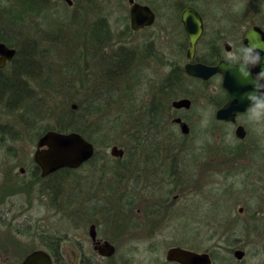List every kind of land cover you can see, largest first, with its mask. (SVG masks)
<instances>
[{"label":"rangeland","instance_id":"rangeland-1","mask_svg":"<svg viewBox=\"0 0 264 264\" xmlns=\"http://www.w3.org/2000/svg\"><path fill=\"white\" fill-rule=\"evenodd\" d=\"M104 1L101 14L89 10L86 15L81 16L78 13L57 11L53 16L49 13V0H37L31 5L35 8L33 11L14 14L13 16H19V22L7 26L1 17L6 10L16 6V1L0 0V31H6L5 27L7 30L20 31V41H29L34 49L33 59L38 64L37 69L39 68L37 74L33 75L34 82L27 84L33 97L29 104H24L20 99L16 106L9 105L8 108L6 94H0V207H13L14 211L10 215L15 216V222L10 225L0 222V264H20L31 252L44 250L43 241L56 237L62 241L64 260L71 264V252L76 253L77 242L70 240L86 237L87 234L88 227L85 226L83 212L88 200L81 193L84 186L99 185L104 190L107 185L113 187L106 192L110 196L105 195L103 199V204L106 203L109 208L118 202L127 201V186L122 184L118 176L124 171V175H128L129 169L127 165L117 164L111 159V142L108 141L114 139V143H126L127 140L129 143L130 137L143 139L147 124L163 105L161 82L154 74L160 68L159 58L156 56L161 46L159 43L149 45L144 42V38L133 40L128 29H125V19L114 12L116 0ZM211 2L213 5L204 12L210 15L226 13L232 21L230 29H246L250 24L264 27V0ZM195 5L200 6L199 2H195ZM42 8L45 14L37 12L38 9L42 11ZM96 25L99 29H96ZM13 26L15 29H10ZM215 26L217 29V25ZM94 32L99 35L93 39ZM133 50L142 51L139 61L137 58L129 61L121 73L114 74L111 71L110 78L106 76V63L114 64L113 54L119 51L134 53ZM145 51L150 54L147 58L143 55ZM10 66L11 64L1 70L2 77H11ZM77 104L85 107L87 113L90 111L81 121L89 136L100 139L97 142L94 139L95 157L83 167L57 174L50 184V194L40 188L39 201L34 200L32 210L27 211L32 202L30 194V199L26 200L21 209L23 211L20 212L15 206L24 202V198H5L8 195L5 187L8 190L10 186H19L20 179L24 180V185L29 182L27 187L33 186L32 176L28 172L32 167L30 158L36 149L33 130L50 124L53 126L58 120L67 124L71 107L75 106L76 110ZM94 104L95 111L91 108ZM37 105L41 108L38 113L33 114ZM249 128L250 133L260 141L263 157L256 160L252 155L245 162H232L231 167L240 169L239 174L231 168L232 173L226 177L222 174L201 177L198 179L197 197V190L193 194L195 202L201 201L200 198L207 197L210 193L213 201L209 204L214 208L212 214L204 211L205 207L210 206L208 202L200 203L198 218L201 224L195 229V241L191 243L196 250H226L225 233L228 234L229 228L234 231L236 225L242 227L237 234L234 249L244 252L243 259L235 261L232 258L229 262L222 257L217 258L218 264H264V127L250 125ZM105 154L109 156L108 161L102 160ZM140 164L137 172L142 170L143 162ZM215 166L216 170L225 168ZM21 167L27 170L23 175L19 171ZM240 208L243 209L241 214L238 213ZM255 211L259 213L256 216L257 231L253 232L248 229V225H251L250 216ZM223 218L231 220L228 224H222ZM21 219L24 221L20 222ZM104 221L108 228L103 233L116 234L119 228L109 224L106 218ZM108 229L110 232L107 233ZM161 230L169 238L155 241L159 252L181 243L173 237L177 227L162 226ZM114 244L117 252L113 258L102 260L93 256L94 259L103 264H146L150 258L149 240L132 243L119 239Z\"/></svg>","mask_w":264,"mask_h":264},{"label":"flooded vegetation","instance_id":"flooded-vegetation-1","mask_svg":"<svg viewBox=\"0 0 264 264\" xmlns=\"http://www.w3.org/2000/svg\"><path fill=\"white\" fill-rule=\"evenodd\" d=\"M211 1L116 0L114 12L125 19V29H128L133 40L144 38V42L149 45L159 43L161 46L158 50L159 54L156 56L159 58L160 68L154 74L161 82L160 90L164 100L156 116L147 124L143 139L131 137L128 151L117 143H111L109 152L111 159L117 164L127 165L129 169L128 175L125 176L126 171H124L118 176L122 184L127 186V201L118 202L114 207L112 205L109 208L106 203L103 204V199L105 195L110 196L106 192L113 187L107 185L105 190L101 189L99 185L82 187V196L88 200L83 212L85 226L88 228L86 237L70 240L77 242L76 253L71 252L73 256L71 264H103V262L95 260L93 256H98L102 260L113 258L117 252L114 242L119 239L132 243L138 240L151 241L148 251L150 258L146 264H196V260L191 257L183 261L169 260L168 253L173 248H179L191 254H206L211 264H218L217 258L222 257L229 262L232 258L235 261L243 259L235 258L234 254L238 249L223 250L218 248V250L198 251L191 244L195 241V229L197 230L201 224L198 218L201 211L200 203L211 204L213 201V198L211 199L209 196L210 193H207V197L194 202L195 196L197 197L199 192L197 190L198 179L211 177L215 174H222L226 177L232 173V169L239 174L240 169L236 170L237 167L233 164L245 162L252 155L256 160L263 157L260 141L249 131L251 124L247 120L245 110L234 116H219V111L227 104L229 96L222 87L224 74L217 71L211 75H205L210 69L223 64L226 52H238L242 46L247 45L245 36L249 30L251 31V28L264 38V27L250 24L246 29H230L232 21L228 19L229 16L226 13H223L222 16L204 12L213 5ZM103 2L105 1L49 0V13L55 16L57 11L73 12L83 16L90 10L101 14L103 13ZM195 2H199L200 6H196ZM132 9L133 15L140 19L145 18L144 21H149L148 24L133 29L131 26ZM187 9L194 10L201 21V32L193 50H191L190 40L182 21V16ZM37 12L45 14L43 8L42 11L38 9ZM215 25H217V29ZM96 29H99L97 25ZM141 50L144 49L141 48ZM142 51L133 50L134 53L129 54L119 51L113 54V59L117 65L125 61L126 66L129 61H135L136 58L139 61ZM143 55L147 58L150 54L145 51ZM12 61L13 59L7 62L3 68H0V71ZM194 67H198L197 75L188 72ZM253 71H259V69ZM182 100H187L189 104L177 107L173 105V103ZM49 131L53 130L48 129L41 134L39 132L38 136L34 138L35 145ZM113 147L121 150L122 155H112ZM125 156L128 159H123ZM94 157L95 146L92 157L80 167L87 165ZM108 157L105 154L102 160L108 161ZM30 160L32 167L28 172L32 176L31 184L33 186L27 187L29 182L24 185V180L20 179L19 186L13 188L10 186L8 190L5 187V193L8 194L5 195V198L16 197L19 200L24 198V202L15 206V208H19L20 212L23 211L21 209L26 200L30 199V194H32V202L27 211L32 210L35 201H39L40 188L49 195L52 190L50 184L57 174L65 172V169L75 170L63 168L42 176L41 168L34 162V155ZM141 162H143L142 170L137 172ZM232 162L234 168L231 167ZM215 165L218 168L220 166L225 168L216 170ZM19 171L22 175L27 172L23 167ZM123 190L125 191V189ZM195 190L197 191L195 192ZM34 194L36 195L34 196ZM111 204L112 202L109 203V205ZM205 210L214 214L212 205L205 207ZM12 211H14L13 207L6 209L0 207V222L2 221L6 225L15 222V216L10 215ZM238 213H243V209L240 208ZM258 213L256 212V216ZM9 217L10 221H8ZM99 217L103 218L102 222L100 219L98 220ZM104 218L108 220L109 224L119 228L116 234L103 233V230L108 228ZM230 220L223 218L221 223L228 224ZM247 220L245 222H248ZM23 221L24 219L20 220V222ZM35 221L38 222V219ZM162 226L177 227L173 237L181 243L168 246L165 251L159 252L156 249L158 246L155 241L169 238L168 234L161 230ZM108 231L110 232L109 229L107 233ZM44 242L49 243L50 239ZM105 243L114 248L110 257H103L99 254L98 248L104 247ZM131 247H133L134 253V244ZM60 248L64 257L62 242ZM44 251L47 252L45 248ZM221 253L225 255H221ZM65 264H67L66 261Z\"/></svg>","mask_w":264,"mask_h":264},{"label":"water","instance_id":"water-1","mask_svg":"<svg viewBox=\"0 0 264 264\" xmlns=\"http://www.w3.org/2000/svg\"><path fill=\"white\" fill-rule=\"evenodd\" d=\"M144 20L145 18L140 19L136 15H133L132 9L131 26L133 29H138L139 26L148 24L149 21L147 22ZM139 21L141 22L138 23ZM182 21L190 40L191 50H193L201 32L200 18L194 10L187 9L182 16ZM245 39L247 40V38ZM248 43L249 41L247 40V44ZM14 55V49L8 48L4 43L0 42V68H3L7 62L11 61ZM197 69L198 67H194L192 70L188 69V72L197 75ZM217 71L224 74L222 87L229 95L227 104L219 111V116H234L238 112H243L246 108V103L241 102L239 97L246 89L239 86L233 75L224 72L221 65L210 69L205 76L211 75ZM183 104L188 105L189 102L187 100H182L173 103L175 107ZM73 108H75V106H73ZM122 153L123 152L116 147L111 149V154L114 156H120ZM93 154V144L85 140L81 135L77 133L49 131L42 136L36 144L34 162L41 168L42 176H45L50 172L63 168L77 169L81 164L88 161ZM98 250L99 254L103 257H110L114 252V248L108 243H105L104 247L100 246ZM234 256L237 260H241L244 256V252L236 250ZM188 257L194 258L196 264H211L206 254H191L179 248L170 249L168 253L169 260L183 261ZM20 264H52V259L46 251L36 250L28 254Z\"/></svg>","mask_w":264,"mask_h":264},{"label":"trees","instance_id":"trees-1","mask_svg":"<svg viewBox=\"0 0 264 264\" xmlns=\"http://www.w3.org/2000/svg\"><path fill=\"white\" fill-rule=\"evenodd\" d=\"M14 1H16L15 2L16 6L12 7L10 10H6L4 12L5 15L1 17V20H4L7 26L19 22L20 19L19 16H13L14 14L33 11L35 8H33L31 5H33L34 2L37 0H14ZM5 28L6 31H0V42L16 50L15 57L13 58V61L10 63L11 73H12L11 77L5 78L0 76V94L1 95L6 94L7 96L6 106L9 108V105L10 107L16 106L17 105L16 103L19 102L20 99L23 100L24 104H29L32 101L33 97L31 96V92L29 87H27V84L30 85L31 84L30 82H34L33 75L37 74L39 68L37 69L38 64L33 59L34 49L32 48V46H30L31 44H29V41L27 40L20 41V37L22 35L20 31L7 30V27ZM10 29H15V28L13 26ZM96 35H99V33L94 32L93 39L95 38ZM124 63L125 61L120 65H117L115 61L114 64L106 63V67H107L106 76L108 75V77L110 78L111 71L114 74H119L125 66ZM1 74L2 73L0 71V75ZM38 106L40 105H37V107ZM76 107H77L76 110L73 108V106L71 107V110L69 112L70 120L67 124H62L58 120L57 124H52L53 126H51L50 124L47 127H37L36 129L33 130V135H34L33 139L38 136L39 132L41 134L43 131L49 129L60 133H77L81 135L84 139L95 145L94 142L95 138L89 136L88 134L89 132L87 131V129H85V125L83 124V122H81L82 118H84V116L87 115L90 111H88L87 113L86 108L80 104H77ZM39 108L41 107H38L36 110H34V112H32L30 107H27V110L31 111L34 114L39 112L38 111ZM91 108H93L92 110L95 111V104L91 105ZM99 140H100L99 138L95 139L96 142ZM113 140L108 142L112 143ZM115 143L124 147L125 150L128 151L129 143L127 142V140L126 143L119 141H115ZM64 171L66 172L68 170L65 169ZM250 220L252 221L250 223L251 225H248V229H251L253 232L257 231V222H255L256 211L253 213V215L250 216ZM243 226H247V225H243ZM240 229H242V227L236 225L234 231L233 228L231 229L229 228V230L227 231L228 234L225 233L226 236L225 241H226L227 249L233 250L237 245L235 244V242H236V238L238 237L237 236L238 232L241 231ZM61 242L62 241L59 237L50 240L49 243H46L44 241L42 242L47 252L51 255L53 264H65L64 257L60 252Z\"/></svg>","mask_w":264,"mask_h":264},{"label":"clouds","instance_id":"clouds-1","mask_svg":"<svg viewBox=\"0 0 264 264\" xmlns=\"http://www.w3.org/2000/svg\"><path fill=\"white\" fill-rule=\"evenodd\" d=\"M245 38L249 43L238 52H226L221 67L236 78L240 87L246 89L239 98L246 103L248 122L264 127V38L254 29L249 30ZM254 69L259 71L254 72Z\"/></svg>","mask_w":264,"mask_h":264}]
</instances>
